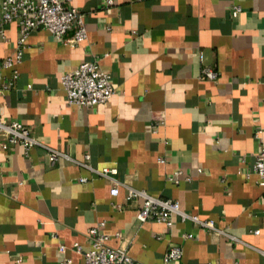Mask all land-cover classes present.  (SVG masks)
I'll return each instance as SVG.
<instances>
[{
  "label": "crops",
  "instance_id": "1",
  "mask_svg": "<svg viewBox=\"0 0 264 264\" xmlns=\"http://www.w3.org/2000/svg\"><path fill=\"white\" fill-rule=\"evenodd\" d=\"M65 4L84 12L85 39L39 26L15 60L17 24L0 31V117L44 144L0 150V264H81L72 243L87 248L90 226L141 264H264V189L252 169L264 140V0ZM90 59L115 91L68 104L60 77ZM204 65L216 78L201 76ZM45 146L62 154L51 162ZM104 166L116 172L99 174ZM176 170L189 179H170ZM128 186L176 198L215 228L178 214L171 225L139 220L142 198L127 199ZM173 244L181 257L164 260Z\"/></svg>",
  "mask_w": 264,
  "mask_h": 264
},
{
  "label": "built area",
  "instance_id": "2",
  "mask_svg": "<svg viewBox=\"0 0 264 264\" xmlns=\"http://www.w3.org/2000/svg\"><path fill=\"white\" fill-rule=\"evenodd\" d=\"M70 0H0V31L3 33V24L15 22L18 26V36L16 39L15 60H19L24 47L26 37L31 30L42 26L49 30L55 37H62L65 32L72 28L73 34L67 38L68 41L78 42L86 38L87 29L84 24V12L78 8L66 5ZM111 0H106L110 3ZM240 7L234 5L231 14L238 13ZM12 59L7 58L4 64H11ZM16 76V70L14 71ZM201 76L214 79L217 71L204 65L201 68ZM60 82L65 90V99L68 104L82 106H93L100 102H105L114 93L110 72L103 69L97 59L83 60L75 68L63 73ZM264 127L255 130V136L260 138ZM20 144L24 150L34 145H44L38 140L30 130V126L20 120H3L0 117V150L11 145ZM48 159L53 162L61 151L45 146ZM86 157L87 154H86ZM160 162L163 157H158ZM253 172L257 175V183L264 189V140L260 139L259 147L254 156L252 164ZM104 176L115 173L114 166H104L97 170ZM174 176L170 177L175 182L180 179H189V176H182L181 170H176ZM84 180L85 177H81ZM115 180V179H113ZM119 182L114 181L110 187L111 194H117ZM125 197H141L142 203L136 214L139 220L154 219L163 221L167 225L172 224V216L178 214L182 220L191 218L201 226L215 228L212 219L201 218L196 213L187 212L180 207L176 198L160 197L153 195L142 188L128 186ZM88 234L91 237L90 245L83 248L78 241L72 243V248L81 253L83 259L81 264H141L133 259L123 246H111L106 243L107 234L101 232L97 226H90ZM258 231V230H255ZM190 233L185 236H190ZM65 244H59V250H65ZM182 255V247L178 244L171 245L164 253L163 259H179ZM62 264H71V259L66 258Z\"/></svg>",
  "mask_w": 264,
  "mask_h": 264
}]
</instances>
